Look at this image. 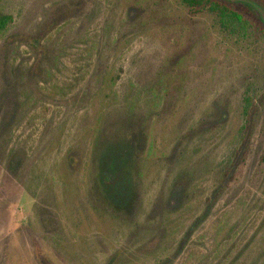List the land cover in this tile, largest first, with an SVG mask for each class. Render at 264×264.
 I'll return each mask as SVG.
<instances>
[{"label":"rangeland","instance_id":"obj_1","mask_svg":"<svg viewBox=\"0 0 264 264\" xmlns=\"http://www.w3.org/2000/svg\"><path fill=\"white\" fill-rule=\"evenodd\" d=\"M0 9V264H264L259 28L182 0Z\"/></svg>","mask_w":264,"mask_h":264},{"label":"trees","instance_id":"obj_2","mask_svg":"<svg viewBox=\"0 0 264 264\" xmlns=\"http://www.w3.org/2000/svg\"><path fill=\"white\" fill-rule=\"evenodd\" d=\"M239 1H252L264 8V0H182V4L190 9H198L213 15L218 28L239 42L248 40L252 29L259 28L257 32L260 34V46L264 55V24ZM251 6L256 8L252 3ZM12 23L13 17L0 9V36L11 27ZM243 102L242 113L245 116L250 101L245 97ZM262 160L264 161V157Z\"/></svg>","mask_w":264,"mask_h":264},{"label":"water","instance_id":"obj_3","mask_svg":"<svg viewBox=\"0 0 264 264\" xmlns=\"http://www.w3.org/2000/svg\"><path fill=\"white\" fill-rule=\"evenodd\" d=\"M257 10L259 11V13H260V15H261V17H262V19H263V21H264V17L262 16L263 13H262L261 10H259L258 8H257Z\"/></svg>","mask_w":264,"mask_h":264}]
</instances>
